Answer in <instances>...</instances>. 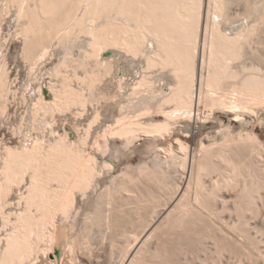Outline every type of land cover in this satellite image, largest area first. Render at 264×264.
<instances>
[{
	"label": "bare ground",
	"instance_id": "bare-ground-1",
	"mask_svg": "<svg viewBox=\"0 0 264 264\" xmlns=\"http://www.w3.org/2000/svg\"><path fill=\"white\" fill-rule=\"evenodd\" d=\"M254 123L264 0H0V264H264Z\"/></svg>",
	"mask_w": 264,
	"mask_h": 264
},
{
	"label": "rangeland",
	"instance_id": "rangeland-1",
	"mask_svg": "<svg viewBox=\"0 0 264 264\" xmlns=\"http://www.w3.org/2000/svg\"><path fill=\"white\" fill-rule=\"evenodd\" d=\"M5 13V12H4ZM3 13V17H5L6 15H7V17H5L6 19H7V22H8V24H7V22L5 21H3V23L4 24H6L5 26L6 27H8L9 28V31H13V28H12V26H11V24L9 23L10 21H12L11 19L13 18V17H11V18H9V16H10V14L9 13H5L4 14ZM9 14V15H8ZM4 18V20H6ZM13 22V21H12ZM10 24V25H9ZM6 31H4V33H5ZM7 36H5V39H7L6 38ZM4 39V38H3ZM4 39V40H5ZM13 39V41L11 42V46H10V48H9V52H10V57H11V59H10V66H14V65H17V64H19V63H21V68L20 67H18V68H16V69H21L22 70V77H23V81H22V83L25 81V78L27 77L28 78V74L29 73H27L28 72V70H25L26 68L23 66V64H22V62H21V58H20V51H21V44H20V40L19 39H14V38H11V40ZM4 40H2V41H4ZM25 68V69H24ZM43 72H44V70H43ZM120 73L122 74V75H125V65L122 63L121 64V67H120ZM10 74H12V72L10 73ZM136 74H139L140 75V68L138 69L137 68V70H136ZM14 75V74H13ZM138 75V76H139ZM26 76V77H25ZM46 76V75H45ZM27 78H26V81H27ZM25 81V82H26ZM25 82H24V84H25ZM225 114H223V116H224ZM256 116H259L260 117V114H259V112H256ZM228 117L229 118H232L233 119V117H232V115H231V113H229V115H228ZM242 118H244L242 121L244 122V121H247V123H248V121H252V118L250 117V116H248V115H242ZM262 118V117H261ZM225 120H227L226 118H225ZM254 126H255V132L259 135V137H260V139L262 140V141H264V124L263 125H258L257 123H254L253 124ZM8 126H9V124L8 125H6V127L8 128ZM71 131L72 130H68V132H69V134L71 133ZM16 135L15 134H12L11 135V137H15ZM72 237H74V235L72 236ZM66 245V243H65V241L63 240L62 241V243L60 244V245H58L57 246V248L55 249L56 250V257L58 258V259H62L64 256V263L65 264H70L71 263V260H69L70 259V257L72 256V253L70 252V250H69V247ZM66 249V250H65ZM135 250H137V248L135 249ZM63 252H65V254H64V256H63ZM135 252V251H134ZM100 260L102 261V262H106V261H104V260H106V259H104L105 258V256H104V254L103 253H101L100 254ZM79 259H81L82 260V263L83 264H88V263H90V261H88V259L86 258V256H83V255H80L79 254V258H77V262H78V260ZM102 259H104V260H102Z\"/></svg>",
	"mask_w": 264,
	"mask_h": 264
}]
</instances>
